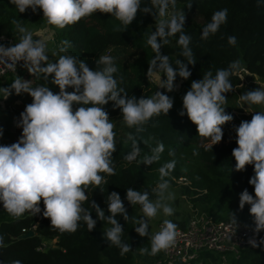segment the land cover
<instances>
[{"label": "clouds", "instance_id": "9594fccd", "mask_svg": "<svg viewBox=\"0 0 264 264\" xmlns=\"http://www.w3.org/2000/svg\"><path fill=\"white\" fill-rule=\"evenodd\" d=\"M178 0H9L19 13L29 9L33 13L42 11L43 18L49 26L63 30L74 26L94 14H107L119 21L114 31L123 32L136 21L140 13L151 15L155 21V31L147 35L146 44L154 53L148 61L146 76L148 80L159 75L157 90L148 96L137 98L129 95L123 84L124 77L117 75L119 69L116 58L102 55L95 60L96 68H90L84 59L68 54L71 42L63 40L58 52L49 54L48 42L34 39L35 34L18 20H13L19 41L8 44L0 43V73L10 71L16 73L7 87H0L2 99L11 95L27 94L31 102L26 104L20 113L17 127L21 134L16 142L0 144V203L14 221H20L26 215H40L50 219L51 228L61 234H74L81 226L86 225L88 232L95 229L97 221L106 222L108 227L103 236L109 247H116L120 255L131 252V245L124 241V226L119 222L130 219L134 230L140 237H147L150 246L139 248L141 256L155 257L161 252L168 253L178 242V224L171 219H163L159 231L150 232V222L162 213L164 217L175 214L172 201L175 194L170 192L172 173L176 169V150L168 148V156L172 159L163 163L159 169V179L151 192L140 191L133 187L126 188L125 199L133 207L140 206L142 215L130 216L120 194L108 192L105 210L91 199V210L84 205L89 201L91 193L99 189L104 193V185L108 177L115 176L116 166L114 153L117 152L116 125L111 122L106 105L112 102L113 109L122 113L123 125L133 131L125 134L126 141L131 143V150L123 159L129 164L151 166L162 159L165 152L163 142L150 148L151 154L141 156L142 148L138 141L149 146V137L144 139L139 134L148 126H155L160 116H168L174 107L172 93L179 88L177 77L181 81L188 80L192 72L188 65L197 63L191 44V36L186 34V12L191 10L193 0H188L183 8L177 10ZM228 10L221 9L213 13L211 21L201 32V39L207 40L215 35L221 25L227 23ZM178 37L180 56L175 66L170 57L162 53L164 46L172 43L171 38ZM4 39L0 36V41ZM235 36L228 37V43L235 46ZM51 57H58L53 60ZM18 67L44 83L33 85L17 72ZM241 62L233 60L227 68L217 69L215 75L211 71L204 73L201 79L193 80L190 88L182 97L180 116L187 115L196 126L197 135L209 143L206 150L213 149L223 140V126L231 123L234 116L225 111L228 97L235 92L231 77L242 71ZM52 86L58 88L53 91ZM240 87H244L243 84ZM163 89L165 91H161ZM241 107L246 104L259 106L251 120H242L233 126L236 133L237 147L232 150L235 159L231 171L244 172L247 166H253L254 175L248 183L253 186L254 195L245 188L239 194L238 209L242 211L249 205V213L253 219V236L248 244L253 248L264 245V237H256L264 231V86L248 90L240 95ZM3 137V126L0 125V139ZM194 155H198L196 149ZM183 158V157H181ZM154 196L155 199L151 197ZM43 204V210L41 208ZM93 210L96 219L93 218ZM229 223L233 231L229 239L235 235L239 227L234 211L229 213ZM138 225V226H137ZM7 247L4 236L0 234V250ZM11 264H22L14 260Z\"/></svg>", "mask_w": 264, "mask_h": 264}, {"label": "trees", "instance_id": "16d2710c", "mask_svg": "<svg viewBox=\"0 0 264 264\" xmlns=\"http://www.w3.org/2000/svg\"><path fill=\"white\" fill-rule=\"evenodd\" d=\"M187 2L188 0H178L177 9L183 8ZM225 8L228 10L227 23L221 25L220 30L207 40L201 39L202 29L211 21L213 13ZM183 11L187 14L184 31L192 38L190 47L197 63L195 66L188 65L192 72L188 80L181 81L177 77V82L184 85L191 83L193 80L201 79L207 71L215 75L217 69L227 68L231 61L237 59L264 82V0H193L191 10L184 7ZM14 19L26 27L40 26L46 22L42 11L33 13L29 9L25 13H19L9 0H0V33L19 35L14 30L15 25L12 23ZM118 24L119 21L113 17L97 13L63 30L50 27L56 32L53 43L57 51L61 41H70L72 47L68 49V54L84 59L90 68H96L95 60L100 56H114L119 69L117 75L124 77L121 86L126 88L129 95L140 98L153 86L147 79L146 72L148 61L154 53L150 46H147L146 39L148 34L155 31V21L151 15L140 13L127 30L114 31V25ZM229 36L236 37L235 46L228 43ZM177 39L178 37L171 38L172 43L162 49V53L170 57L173 66L176 59L187 63V60L179 55L181 48L176 43ZM15 76L16 74H12L0 78V87H7ZM28 76L37 84L44 83L29 73ZM231 81L234 86L240 84L237 75L232 76ZM52 88L53 91H58L57 87ZM238 94L236 90L226 94L228 100L225 111L232 114L235 120L233 110L238 107L234 100H237ZM2 95L0 93V97ZM19 99L20 96L13 94L5 101L10 105ZM105 107L110 119L122 115L119 109L112 108V102ZM22 111H17V120L20 119ZM180 111L179 108H172L168 116H160L155 120V126H148L145 132L139 134L138 138H154L149 140V146L143 141H138L142 148L141 156L145 153L150 155V148L155 147L158 142L164 143L165 152L160 162L151 166L143 164L139 166L136 163L129 165L123 156L131 150V143L129 141L124 143L121 139L117 144V152L114 153L117 174L108 177L103 194L99 189L92 193L90 190L89 201L84 206L91 210V199L95 200L105 210V215H108L105 200L108 192L116 191L124 200L129 215L139 217L138 206L132 207L125 199L126 188L133 187L151 192L159 179V167L172 159L168 156V148L171 147L176 150L177 159L171 184L177 185L178 178L186 177L189 184L183 186V194L191 199L196 208L219 220L229 219L230 211H234L237 219L254 227L249 213L250 206L246 204L242 211L238 209L239 194L245 188L254 195L253 186L248 183L254 172L251 165L247 166L244 172L231 171L235 165L232 150L238 146L236 137L231 138L224 125L222 142L214 145L212 150H206L209 141L197 135L196 126L187 115L180 116ZM252 115H243L242 119L250 121ZM21 131L22 129L18 127L19 135ZM124 131L133 130L124 127ZM194 149L198 151V155L193 154ZM151 198L155 199L154 196ZM41 208L43 210L42 202ZM92 216L96 219L94 210ZM118 220L125 229L124 241L133 249L123 257L118 248L108 246V241L103 236V232L110 227L106 222L98 220L91 232H88L86 225L81 222L80 228L74 234H61L51 228L50 219L44 218L42 213L34 217L26 215L20 221H14L0 203V234L4 236L7 244L6 248L0 250V264H11L14 260H20L22 264H139L140 261L153 262L162 256V252L155 257L141 256L139 248L150 246V241L135 232V225L131 219L125 222L122 217H118ZM177 224L185 226L186 222L180 220ZM31 230L34 231L33 236L23 237ZM259 234L264 237V231ZM45 240H56V247L45 250ZM203 259L202 264H220L218 256L212 252L203 253ZM233 264H264V245L246 248L238 259H234Z\"/></svg>", "mask_w": 264, "mask_h": 264}, {"label": "built area", "instance_id": "2783aa9c", "mask_svg": "<svg viewBox=\"0 0 264 264\" xmlns=\"http://www.w3.org/2000/svg\"><path fill=\"white\" fill-rule=\"evenodd\" d=\"M4 39L0 43L8 44L9 42L16 43L19 41V35H8L0 33ZM43 39L47 42L55 40V33H49L48 30H41L34 39ZM18 74L27 72L25 69L18 67ZM16 74L10 71L0 73V78ZM240 84L235 86L238 88L243 84H263L260 78L251 71L244 68L239 75ZM233 113L236 117L231 123L225 124L227 133L231 138L236 137L234 125L238 126L243 120V115H251L250 112L234 109ZM180 184H189L186 177L177 179ZM162 221L158 223L157 231H159ZM239 227L236 230L232 239L229 235L233 231V226L230 225L229 219H216L213 215L194 207L192 215L186 222L185 226L178 225V242L177 246L168 253L162 252V256L154 260L151 264H202L204 262L203 253L212 252L217 254L220 264H233L234 259H238L243 250L251 247L248 244V238L253 236L252 226L245 221L238 219ZM262 237L260 234L256 237L257 240ZM229 255L231 258H229Z\"/></svg>", "mask_w": 264, "mask_h": 264}, {"label": "rangeland", "instance_id": "374dc122", "mask_svg": "<svg viewBox=\"0 0 264 264\" xmlns=\"http://www.w3.org/2000/svg\"><path fill=\"white\" fill-rule=\"evenodd\" d=\"M179 10V9H177ZM27 28L30 31H33L35 34H38V32H40L41 30H48L49 33H55V30L50 27L46 22H44L42 25L40 26H36V25H29L27 26ZM35 36V35H34ZM48 47H49V54L51 55V51L52 50H56L54 46L53 42H48ZM58 52V51H57ZM58 57H51V59L55 60ZM241 65H242V69H244L245 67L243 66L242 61ZM26 71V69H25ZM21 75L23 78L25 79H30L33 85H37V83L34 81V79L30 76H28V72H22ZM159 79V75L157 74V76L153 77L150 81L153 83V86L150 87V91L148 92H144L143 96H152L155 91L157 90V81ZM177 84H179V88L178 90L172 92V93H167L168 95L174 97V107L173 108H179L182 109V97L185 94V92L190 88L191 83H187V84H183L182 82H177ZM264 86L263 84H250L248 86H244V87H240L238 88V98L237 100H234L236 105H237V109H240L242 111H245V109H247L248 111H259L261 110L259 106H247L246 104H244V107H241V105L243 104L242 101H240V95L248 90H254L257 89L259 87ZM161 91H165L163 89H160ZM31 102V97L28 96L27 94L21 95L20 99L16 102H11L10 105H7V101H5L4 99L1 98L0 100V125L3 126V137L2 139H0V144H11L13 142H16L19 138V132H18V127H17V111L19 110H24V107L26 104ZM251 113V112H250ZM253 114V113H251ZM111 122L114 123L116 125V133H117V144L120 142V140L122 139L124 141V143H127L128 141H126L125 138V134L127 132L124 131V125L122 122V115L119 117H115V118H111ZM183 186H185V184H180L177 182V185L171 184V187L169 189L170 192H173L175 194V201L170 202L172 207L175 209V214L173 216L170 217H164L161 214H159L157 216V218L153 221L150 222V232L154 233L157 231V226L158 223L163 221V219H171L174 222L177 223V221L180 220H184L185 222H187L189 220V218L192 215V211L194 209V204L192 203L191 199L187 196L183 194ZM138 206L139 209V214L140 216L142 215V212L140 210V206ZM44 245H45V250L49 249V248H53L56 247V240H45L44 241ZM217 255V254H215ZM229 258H231V256L229 255ZM218 262H219V258H218ZM152 262H143L140 261L139 264H151Z\"/></svg>", "mask_w": 264, "mask_h": 264}, {"label": "water", "instance_id": "95a60500", "mask_svg": "<svg viewBox=\"0 0 264 264\" xmlns=\"http://www.w3.org/2000/svg\"><path fill=\"white\" fill-rule=\"evenodd\" d=\"M33 235H34V231L31 230L27 234L23 235V237H29V236H33Z\"/></svg>", "mask_w": 264, "mask_h": 264}]
</instances>
